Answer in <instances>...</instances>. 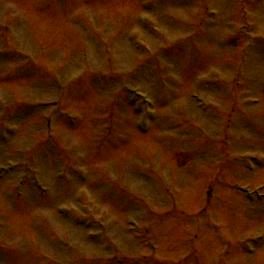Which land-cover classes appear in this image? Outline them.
<instances>
[{
    "label": "rangeland",
    "instance_id": "1",
    "mask_svg": "<svg viewBox=\"0 0 264 264\" xmlns=\"http://www.w3.org/2000/svg\"><path fill=\"white\" fill-rule=\"evenodd\" d=\"M0 135V264H264V0H0Z\"/></svg>",
    "mask_w": 264,
    "mask_h": 264
}]
</instances>
